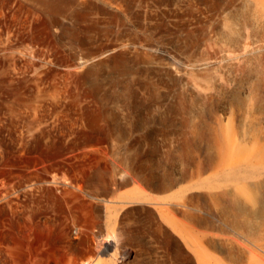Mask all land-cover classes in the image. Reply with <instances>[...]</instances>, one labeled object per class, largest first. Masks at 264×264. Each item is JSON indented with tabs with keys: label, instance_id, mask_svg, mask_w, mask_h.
Segmentation results:
<instances>
[{
	"label": "rangeland",
	"instance_id": "rangeland-1",
	"mask_svg": "<svg viewBox=\"0 0 264 264\" xmlns=\"http://www.w3.org/2000/svg\"><path fill=\"white\" fill-rule=\"evenodd\" d=\"M64 16L48 59H103L128 98L104 96L90 140L0 156L36 193L3 221L0 264H264V211L245 225L229 203L264 208V0H69ZM54 173L58 201L40 192Z\"/></svg>",
	"mask_w": 264,
	"mask_h": 264
},
{
	"label": "bare ground",
	"instance_id": "bare-ground-1",
	"mask_svg": "<svg viewBox=\"0 0 264 264\" xmlns=\"http://www.w3.org/2000/svg\"><path fill=\"white\" fill-rule=\"evenodd\" d=\"M68 1L0 0V156L42 147L48 140H90L95 134L105 133L101 118L104 96L108 94V100L128 98L126 75L118 71L99 72L101 67H112L103 59L87 56L48 59V49L57 48L69 25L64 16ZM14 45L20 46L19 50H14ZM61 168L65 169V165ZM53 175L52 180L42 182L40 192L58 201L70 188L66 175L58 179ZM246 182L253 190L259 186L257 182ZM34 191L33 183L16 188L10 175L0 170V236L4 220L12 223L20 214L25 216L27 202L36 195ZM21 196L25 197L24 202ZM248 197L253 203H262L258 195ZM229 203L236 217L248 216L242 221L245 225L251 224L250 212L254 215L264 211L263 207L253 208L232 192ZM92 219L86 217L85 223L90 225ZM85 236V242L91 246L90 233ZM102 246V251L108 252L109 246L105 243ZM1 248L0 242V251ZM90 251L94 250L90 248Z\"/></svg>",
	"mask_w": 264,
	"mask_h": 264
}]
</instances>
